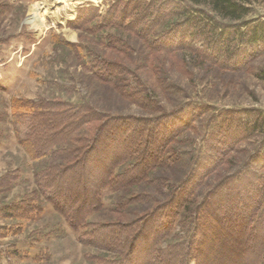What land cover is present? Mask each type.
Instances as JSON below:
<instances>
[{
	"label": "trees",
	"instance_id": "16d2710c",
	"mask_svg": "<svg viewBox=\"0 0 264 264\" xmlns=\"http://www.w3.org/2000/svg\"><path fill=\"white\" fill-rule=\"evenodd\" d=\"M146 2L118 0L94 22L95 30L140 27L145 43L169 19L163 36L145 45L167 54L195 49L225 70L264 54V17L245 19L252 14L250 0ZM92 70L103 83L121 72L106 56ZM254 76L264 82V70ZM151 103L137 106L149 110ZM57 105H39L48 118L20 143L31 159L44 160L36 175L38 191L71 229L88 227L87 215L102 209L103 190L119 194L114 220L83 234L84 244L113 254L97 264H264V147L211 186L207 180L224 169L251 123L248 117H224L211 126L203 147L190 146L189 136L188 148L174 150L192 127L193 117L183 114L188 107L136 117L102 116L85 103ZM165 170L176 177L168 179Z\"/></svg>",
	"mask_w": 264,
	"mask_h": 264
},
{
	"label": "rangeland",
	"instance_id": "374dc122",
	"mask_svg": "<svg viewBox=\"0 0 264 264\" xmlns=\"http://www.w3.org/2000/svg\"><path fill=\"white\" fill-rule=\"evenodd\" d=\"M117 1L0 0V264H97L113 257L84 244L83 234L114 220L118 193L103 190L102 209L87 215L88 227L75 231L38 191L36 175L44 160L31 159L20 140L48 118L39 113L44 101L55 107L85 103L102 116L145 117L157 114L152 109L174 113L188 107L183 114L193 117L192 127L174 150L188 148L189 136L194 138L190 146L203 147L211 126L224 117H248L251 127L244 128L208 186L264 147V82L254 76L264 70V54L233 71L209 64L195 49L169 54L150 49L145 43L162 37L169 19H162L145 43L137 33L140 27L96 31L94 22ZM249 7L252 14L245 19L264 17V0H250ZM33 9L38 21L30 23ZM105 56L121 71L109 83L92 70L94 61ZM137 103L151 104L148 110ZM171 170H165L168 179L176 177Z\"/></svg>",
	"mask_w": 264,
	"mask_h": 264
},
{
	"label": "bare ground",
	"instance_id": "6f19581e",
	"mask_svg": "<svg viewBox=\"0 0 264 264\" xmlns=\"http://www.w3.org/2000/svg\"><path fill=\"white\" fill-rule=\"evenodd\" d=\"M83 1H92V2H95V1H98V0H80V2H83ZM78 4V3H77ZM34 10V12L33 13H31L30 14V16H29V18H28V22H30V23H35L36 21H38L37 20V9L35 10V9H33Z\"/></svg>",
	"mask_w": 264,
	"mask_h": 264
}]
</instances>
